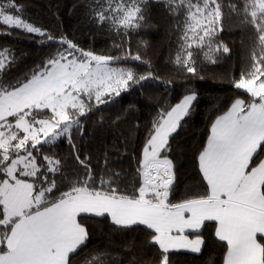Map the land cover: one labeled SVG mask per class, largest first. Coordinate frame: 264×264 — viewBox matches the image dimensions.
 <instances>
[{
	"label": "snow or ice",
	"instance_id": "6c2138e0",
	"mask_svg": "<svg viewBox=\"0 0 264 264\" xmlns=\"http://www.w3.org/2000/svg\"><path fill=\"white\" fill-rule=\"evenodd\" d=\"M150 3L180 18L174 63L185 78L204 79L200 56L213 65L230 58L219 38L225 10L255 34L247 70L231 80L237 95L210 122L195 156L202 190L179 199L170 154L194 111V90L157 108L134 156L131 184L106 154L97 173L77 145L90 113L145 81L172 84L123 63H149L126 45L132 33L149 27ZM86 8L90 24L121 37L118 54L56 37L25 19L17 0H0V35H34L55 45L14 79L18 58L0 49V264H77L90 242L89 220L143 232L158 253L153 264H171L180 251L200 253L208 226L223 248V264H264V0H90ZM62 141L82 169L74 178L57 155ZM111 257L107 249L94 250L84 264H115Z\"/></svg>",
	"mask_w": 264,
	"mask_h": 264
},
{
	"label": "trees",
	"instance_id": "16d2710c",
	"mask_svg": "<svg viewBox=\"0 0 264 264\" xmlns=\"http://www.w3.org/2000/svg\"><path fill=\"white\" fill-rule=\"evenodd\" d=\"M23 5L24 18L56 37L65 36L81 48L98 54L116 55L121 49L115 45L121 37L110 31L94 27L86 19V5L90 0H17ZM227 2V0H225ZM237 2V0H233ZM224 17V30L219 38L231 49L230 58L221 59L213 65L197 58L198 70L203 80L189 76L174 63L179 50V30L176 21L162 4L150 3L148 8L149 27L132 33L127 47L132 52L139 51L149 63L125 61L137 73L152 71L164 81L171 80L166 86L162 82L145 81L129 92H123L112 104L101 106L85 122L82 137H77L81 158L90 157L93 169L99 173L104 165L105 154L109 166L120 171L123 183L135 180L136 162L144 141L149 121L158 107L174 104L189 90L198 94L194 111L173 142L170 154L175 164V198L201 191L200 176L195 163L198 149L206 141L210 122L224 110L237 95L231 80L246 71L250 63L251 46L254 43L253 30L242 25L234 14ZM39 36L0 35V49L9 48L18 58V67L9 79L28 71L40 64L55 48L50 42L42 43ZM146 45V47H145ZM84 119V118H82ZM139 123V127H137ZM62 160L63 170L69 178L82 171L70 147L63 141L57 148ZM59 181V177H58ZM90 232L88 248L80 254L77 264H84L94 250L107 249L115 264H153L158 258L154 246L146 244L143 232H118L106 221L103 223L89 220ZM204 245L200 253L176 252L170 257L171 264H223V248L208 226L203 232Z\"/></svg>",
	"mask_w": 264,
	"mask_h": 264
},
{
	"label": "crops",
	"instance_id": "0c3cea01",
	"mask_svg": "<svg viewBox=\"0 0 264 264\" xmlns=\"http://www.w3.org/2000/svg\"><path fill=\"white\" fill-rule=\"evenodd\" d=\"M203 247V246H202ZM183 252H185V251H183Z\"/></svg>",
	"mask_w": 264,
	"mask_h": 264
}]
</instances>
